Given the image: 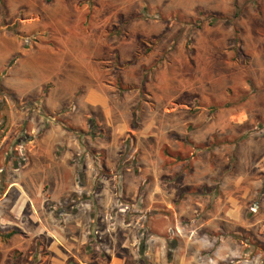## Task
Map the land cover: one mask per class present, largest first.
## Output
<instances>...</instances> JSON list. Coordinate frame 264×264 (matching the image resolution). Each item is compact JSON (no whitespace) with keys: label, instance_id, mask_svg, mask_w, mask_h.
Returning <instances> with one entry per match:
<instances>
[{"label":"rangeland","instance_id":"1","mask_svg":"<svg viewBox=\"0 0 264 264\" xmlns=\"http://www.w3.org/2000/svg\"><path fill=\"white\" fill-rule=\"evenodd\" d=\"M262 155L264 0H0V264H264Z\"/></svg>","mask_w":264,"mask_h":264},{"label":"crops","instance_id":"2","mask_svg":"<svg viewBox=\"0 0 264 264\" xmlns=\"http://www.w3.org/2000/svg\"><path fill=\"white\" fill-rule=\"evenodd\" d=\"M78 85V83H76L72 88H69V89H67V90H69L70 91V94H71V96H73V94L75 93V87ZM59 86H61L62 88H64V89H66V87L65 86H63L62 85V83L61 84H59ZM91 88L88 90V92L86 93L87 95H88V97H90V99H91V102H93L94 104L96 103H98V104H103L104 102L106 103V97L105 96H103V95H101V94H99V91H98V89H96V88H93L92 86H90ZM48 98H49V96H48ZM50 100V102H52V100L51 99H49ZM81 100H82V98H81ZM120 128V127H119ZM261 158L262 159H264V155H262L261 156ZM261 169V168H260ZM262 172V171H261ZM261 172H259L258 174H262ZM264 175V174H263ZM262 175V176H263ZM264 177V176H263ZM264 179V178H263ZM230 197L232 198L231 199V201L230 200H228L227 201V199H223V200H225L226 202H230L231 204H233L234 203V201H235V196H233V195H230ZM219 201H221L220 199H218ZM216 200H212V203H214ZM223 202V204H225L224 203V201H222ZM227 207H229V205H226ZM224 208V209H230V211L227 213V210H224L225 212L224 213H222V215L223 216H220V219L222 220L221 221V227H226V225H227V223L226 222H228V221H230V220H228L229 219V217H232V213H231V206L229 207V208ZM226 214H228V218H227V215ZM226 215V216H225ZM231 222V221H230ZM81 264H84V263H81ZM110 264H123V262H122V260L121 259H119V258H113L112 259V261L110 262Z\"/></svg>","mask_w":264,"mask_h":264},{"label":"trees","instance_id":"3","mask_svg":"<svg viewBox=\"0 0 264 264\" xmlns=\"http://www.w3.org/2000/svg\"><path fill=\"white\" fill-rule=\"evenodd\" d=\"M92 122V121H91ZM90 127L93 128L92 124H90ZM14 231H10L8 233L5 234V237H9L11 234H13ZM169 245H168V249L166 250V259L169 260L170 259V251H169ZM139 255L142 256V252L141 250L139 251Z\"/></svg>","mask_w":264,"mask_h":264}]
</instances>
